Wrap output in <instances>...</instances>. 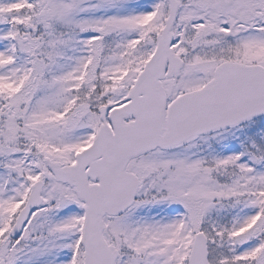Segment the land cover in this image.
Segmentation results:
<instances>
[{"label": "snow or ice", "instance_id": "6c2138e0", "mask_svg": "<svg viewBox=\"0 0 264 264\" xmlns=\"http://www.w3.org/2000/svg\"><path fill=\"white\" fill-rule=\"evenodd\" d=\"M0 264H264V0H0Z\"/></svg>", "mask_w": 264, "mask_h": 264}]
</instances>
